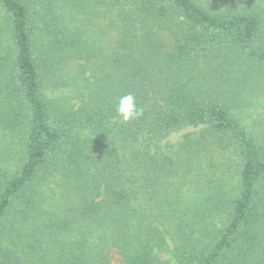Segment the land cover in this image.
I'll return each mask as SVG.
<instances>
[{"label": "trees", "instance_id": "16d2710c", "mask_svg": "<svg viewBox=\"0 0 264 264\" xmlns=\"http://www.w3.org/2000/svg\"><path fill=\"white\" fill-rule=\"evenodd\" d=\"M0 264H264V0H0Z\"/></svg>", "mask_w": 264, "mask_h": 264}, {"label": "clouds", "instance_id": "9594fccd", "mask_svg": "<svg viewBox=\"0 0 264 264\" xmlns=\"http://www.w3.org/2000/svg\"><path fill=\"white\" fill-rule=\"evenodd\" d=\"M115 111L116 117L114 119L118 117L121 122H129L142 115V109L138 108L136 97L131 93L118 98Z\"/></svg>", "mask_w": 264, "mask_h": 264}]
</instances>
